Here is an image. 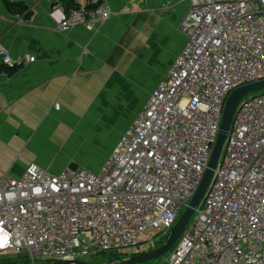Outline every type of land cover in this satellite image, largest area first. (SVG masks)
Wrapping results in <instances>:
<instances>
[{
	"label": "built area",
	"instance_id": "built-area-1",
	"mask_svg": "<svg viewBox=\"0 0 264 264\" xmlns=\"http://www.w3.org/2000/svg\"><path fill=\"white\" fill-rule=\"evenodd\" d=\"M74 1L51 6L60 33L113 15L108 0ZM181 29L183 49L99 171L30 163L18 178L0 173V262L140 254L168 238L208 169L229 95L264 80V0H190ZM34 60L0 46L7 67ZM168 263L264 264V90L240 102Z\"/></svg>",
	"mask_w": 264,
	"mask_h": 264
},
{
	"label": "crops",
	"instance_id": "crops-1",
	"mask_svg": "<svg viewBox=\"0 0 264 264\" xmlns=\"http://www.w3.org/2000/svg\"><path fill=\"white\" fill-rule=\"evenodd\" d=\"M108 2L103 25L60 33L49 11L65 0H0V46L35 56L0 72V173L18 178L30 163L54 173L88 167L77 160L79 135L111 133L110 152L183 49L190 0Z\"/></svg>",
	"mask_w": 264,
	"mask_h": 264
},
{
	"label": "water",
	"instance_id": "water-1",
	"mask_svg": "<svg viewBox=\"0 0 264 264\" xmlns=\"http://www.w3.org/2000/svg\"><path fill=\"white\" fill-rule=\"evenodd\" d=\"M261 90H264V80L241 86L236 90H234L229 95L225 104L218 139L211 160L209 162L208 169L201 181L200 187L198 188L197 192L189 202L185 211L180 216L176 225L171 230L167 241L161 247L144 253L136 254L127 259L111 260L108 263H89L85 260H55L47 263H23V264H144V263L152 262L154 260H157L165 256L177 243V241L183 234L184 230L190 223V220L192 219L195 210L198 208V206L200 205L203 199V196L213 177L214 169L217 167L220 157L222 155L228 134L230 132V128L232 125L235 112L240 102L247 95ZM69 168L72 170H76L78 168V165L72 164Z\"/></svg>",
	"mask_w": 264,
	"mask_h": 264
},
{
	"label": "rangeland",
	"instance_id": "rangeland-1",
	"mask_svg": "<svg viewBox=\"0 0 264 264\" xmlns=\"http://www.w3.org/2000/svg\"><path fill=\"white\" fill-rule=\"evenodd\" d=\"M148 98L140 105V107H138L137 112L138 111H139V113L141 112V110L146 105V103L148 101ZM137 112L135 114H137ZM137 115L132 116V118L130 119L128 125L129 124H132L130 122L132 120L134 121V119L136 118ZM122 135H121V133H118V137H117V139L115 141L116 143H117L118 139L120 140V138L122 137ZM112 138H113V135L111 133H108V132L107 133H101L99 135L97 134L96 136H94V135H87L85 133H81L79 135V140L80 141H79V145H78L79 146V150H80L79 151V159L77 158V160L80 161V163H83L84 165H86L88 167H91V168L96 167L98 164L100 165L101 162H104L102 160H105V158L109 156V154L111 153V151L116 146V143L115 142H110L112 144V145L110 144V146H112V148H111L110 152L107 151V149L109 148L108 147V144H109L108 141L111 140ZM92 148L95 149L94 150L95 153L93 154V156H90L91 158H89V153L88 152L90 151V154H91L92 151H93ZM102 156H103V159H102ZM87 159H89V160H87ZM167 239L168 238H165V235H163V234L157 235L155 237V240H154L155 247L156 248L161 247L167 241ZM145 247H147V246H145ZM137 250H134L133 251L131 249L130 250L129 249H127V250L124 249V250L117 251V252L109 251V252L100 253V254H97V255H94V256H85V257H82L83 259H81V260H85V261H87L89 263H108L111 260H121V259L130 258V257L138 254L136 252ZM149 250H147V251H149ZM151 250H153V249H151ZM13 258L14 257H11L9 259L12 260ZM4 259H6V258H4ZM144 264H169L168 263V253L165 256H163V257H161V258H159L157 260H154V261L149 262V263H144Z\"/></svg>",
	"mask_w": 264,
	"mask_h": 264
},
{
	"label": "trees",
	"instance_id": "trees-1",
	"mask_svg": "<svg viewBox=\"0 0 264 264\" xmlns=\"http://www.w3.org/2000/svg\"><path fill=\"white\" fill-rule=\"evenodd\" d=\"M7 5H8V8L10 10H13L14 2L8 1ZM76 6L77 5H76L74 0H65V3L63 4V7L65 8L66 11H70L71 9L75 8ZM25 11H26V7L21 8V13L25 12ZM5 69H11V68L7 67L6 65H4L0 62V72H2ZM23 263H26V262H21L20 260H17V259H15V260L3 259V261L0 262V264H23Z\"/></svg>",
	"mask_w": 264,
	"mask_h": 264
}]
</instances>
